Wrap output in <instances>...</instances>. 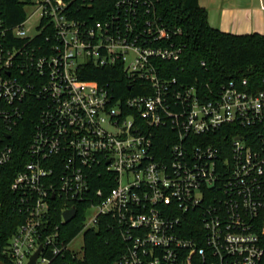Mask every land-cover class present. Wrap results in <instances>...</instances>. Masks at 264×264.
<instances>
[{"label":"built area","instance_id":"obj_1","mask_svg":"<svg viewBox=\"0 0 264 264\" xmlns=\"http://www.w3.org/2000/svg\"><path fill=\"white\" fill-rule=\"evenodd\" d=\"M23 1L17 25L0 15V167L35 114L10 187L26 215L9 241L11 264H29L40 246L36 264H50L48 251L71 250L103 217L127 246L116 264H263L264 89L179 82L166 64L182 58V30L154 0H118L102 20L83 12L88 0ZM90 67L119 68L144 93L118 96L83 77ZM79 204L84 227L66 241L64 213Z\"/></svg>","mask_w":264,"mask_h":264},{"label":"trees","instance_id":"obj_2","mask_svg":"<svg viewBox=\"0 0 264 264\" xmlns=\"http://www.w3.org/2000/svg\"><path fill=\"white\" fill-rule=\"evenodd\" d=\"M118 0H88L91 6L83 8L86 15L95 19H104L115 8ZM160 18L170 28H181L179 42L184 46L182 58L177 63H168L172 68V76L179 82L197 84L199 88L208 85L219 90L230 81L242 83L247 80L254 91L264 89V35L253 33L235 35L213 28L208 21L207 10L200 6L199 0H154ZM0 15L8 27L20 23L25 17L23 0H1ZM89 80L110 82L118 96H134L144 93L139 84L130 85L123 71L97 70L90 67L84 76ZM35 114H29L15 133L13 162L0 167V262L11 264L7 256L9 241L20 225L26 221V215L15 209L16 196L11 192L14 177L23 169L27 162V146L30 139L32 122ZM17 134V135H16ZM159 148L165 149L166 142L162 135L157 136ZM107 190L100 183L93 188ZM60 206L59 203L57 205ZM61 208L55 217L56 223L61 222ZM78 214L69 223L61 226L64 239L71 241L77 237L86 219V205H77ZM112 221L101 219L99 228L85 231L82 253L65 250L54 256L45 254L51 259L50 264H116L126 253L127 246L117 230L110 229ZM264 243V226L262 228ZM65 248L67 246H58ZM264 264V261H263Z\"/></svg>","mask_w":264,"mask_h":264},{"label":"crops","instance_id":"obj_3","mask_svg":"<svg viewBox=\"0 0 264 264\" xmlns=\"http://www.w3.org/2000/svg\"><path fill=\"white\" fill-rule=\"evenodd\" d=\"M209 24L235 35H264V0H199Z\"/></svg>","mask_w":264,"mask_h":264},{"label":"water","instance_id":"obj_4","mask_svg":"<svg viewBox=\"0 0 264 264\" xmlns=\"http://www.w3.org/2000/svg\"><path fill=\"white\" fill-rule=\"evenodd\" d=\"M76 214H77L76 208L66 211L64 213V218H65L66 223L71 222L76 217ZM41 251H42V246H40L38 251L31 257L29 264H36L38 258L40 257ZM0 264H5V263L0 262Z\"/></svg>","mask_w":264,"mask_h":264},{"label":"rangeland","instance_id":"obj_5","mask_svg":"<svg viewBox=\"0 0 264 264\" xmlns=\"http://www.w3.org/2000/svg\"><path fill=\"white\" fill-rule=\"evenodd\" d=\"M32 11V10H30ZM38 21H39V17L36 16L34 17L31 22H29V24H27L26 28L27 29H31V27H34L35 25L38 24ZM83 243H84V238H83V234H80L76 240L72 243V246L71 247V250H75L77 252H79V250H81L82 246H83Z\"/></svg>","mask_w":264,"mask_h":264}]
</instances>
